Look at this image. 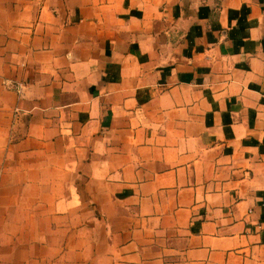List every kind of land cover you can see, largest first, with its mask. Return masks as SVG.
<instances>
[{"label": "crops", "instance_id": "0c3cea01", "mask_svg": "<svg viewBox=\"0 0 264 264\" xmlns=\"http://www.w3.org/2000/svg\"><path fill=\"white\" fill-rule=\"evenodd\" d=\"M0 264H264V0H0Z\"/></svg>", "mask_w": 264, "mask_h": 264}]
</instances>
